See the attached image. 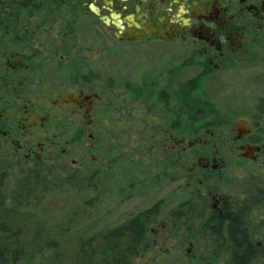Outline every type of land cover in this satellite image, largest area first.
Masks as SVG:
<instances>
[{
	"label": "flooded vegetation",
	"instance_id": "obj_1",
	"mask_svg": "<svg viewBox=\"0 0 264 264\" xmlns=\"http://www.w3.org/2000/svg\"><path fill=\"white\" fill-rule=\"evenodd\" d=\"M107 62L153 68L112 89L92 68ZM66 82L50 99L46 85ZM186 99L198 101L190 125ZM110 107L147 132L148 158L173 170L162 179L185 185L173 207L161 199L130 217L156 206L145 239L161 216V238L208 239L206 226L204 264L239 256L226 249L237 220L246 239H264V0H0V178L60 161L73 170L81 147L100 178L122 162L101 157Z\"/></svg>",
	"mask_w": 264,
	"mask_h": 264
},
{
	"label": "rangeland",
	"instance_id": "obj_2",
	"mask_svg": "<svg viewBox=\"0 0 264 264\" xmlns=\"http://www.w3.org/2000/svg\"><path fill=\"white\" fill-rule=\"evenodd\" d=\"M107 63L95 65L92 68L111 76L102 77L101 82L106 83V86L112 89L120 85L124 86L126 81H130L132 75L140 77L141 80V77L149 75L153 68L145 71L144 66H117L114 63ZM117 74L121 77H114ZM71 85L72 83L69 82L47 84V87L55 88L50 99L57 95L56 91L66 89ZM112 92L109 100L115 97L114 91ZM110 109L106 112L105 121L110 129L106 131V139L101 142L102 153L97 151L92 155L99 156L101 153L106 165L108 161L114 160L119 155L122 157V162L115 164L117 166L108 172L103 170L102 179L100 177L99 180L93 182L98 185L96 188L89 187L83 191H76L69 187L51 188L43 195L38 205L31 207V214H34L37 223L41 226L39 232L45 231L50 239H22L27 243V247L38 248L43 243L59 241L55 251L52 248H46L36 258V261L41 264H74L81 248L82 239L80 238L90 237L100 230L114 227L138 213L139 210L150 207L161 199L164 209H168L178 204L182 198L184 182L171 178L162 179L163 171L167 170L171 173L170 171L173 170L166 167L162 161H157L159 158L162 159L158 157L157 152L153 154L152 159L148 158L147 146H145L147 132L141 131L140 123L132 125L128 115H121L113 107ZM88 134L94 137L92 139L94 142L97 138L99 139L97 124L90 127ZM81 150H75L72 155L78 161L76 168L81 166L83 154L86 153L84 147H81ZM57 166L62 172L71 170L70 166L68 167V164L65 165L62 161L58 162ZM174 171L176 174L179 173L178 169ZM164 224L167 226V220L161 216L160 222L153 226L154 232L150 236L151 239H148L152 245L142 250L135 258L136 263L204 264L198 258L200 255L209 256L205 240L193 239L188 242L186 239H177L172 235L171 238L167 239L164 236L163 239L160 234L156 233V230ZM53 251L57 256L54 257ZM227 263L226 257L222 259V263L218 262V264ZM259 264H264V261H259Z\"/></svg>",
	"mask_w": 264,
	"mask_h": 264
},
{
	"label": "trees",
	"instance_id": "obj_3",
	"mask_svg": "<svg viewBox=\"0 0 264 264\" xmlns=\"http://www.w3.org/2000/svg\"><path fill=\"white\" fill-rule=\"evenodd\" d=\"M185 103L186 122L190 125L198 101L186 99ZM99 174L97 170H85L82 166L62 172L57 165H53L49 168H25L19 174L9 172L6 180L0 178V264H41L36 258L46 248L55 251L59 241L46 242L38 248L27 247L22 239H50L45 231L39 232L41 226L34 214H31V207L38 205L51 188L69 187L76 191L96 188L98 185L93 182L99 180ZM155 209L156 206H153L152 209L128 218L114 227L80 238L81 248L74 264H137L135 258L144 248L152 245L145 238L150 222L156 217ZM176 226L172 227L174 233L179 231ZM231 229L233 236L236 235L239 239H231L226 249H233L235 255L239 256L228 260V263L259 264V261H264V239H246L247 231L240 229L239 220L232 224ZM202 230L208 235V239L204 240L209 254L207 257L202 255V260L213 263V239H210L212 234L206 226ZM191 240L193 239H186ZM223 246L225 245L218 243L214 247L220 250Z\"/></svg>",
	"mask_w": 264,
	"mask_h": 264
}]
</instances>
